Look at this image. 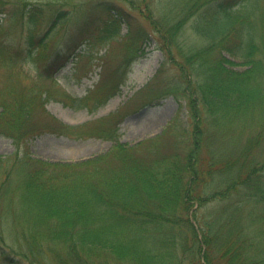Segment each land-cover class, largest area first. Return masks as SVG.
I'll return each mask as SVG.
<instances>
[{"label":"trees","instance_id":"1","mask_svg":"<svg viewBox=\"0 0 264 264\" xmlns=\"http://www.w3.org/2000/svg\"><path fill=\"white\" fill-rule=\"evenodd\" d=\"M127 2L152 23L171 68L153 99L173 94L185 101L188 125L174 128L176 117L166 126L163 133L174 138L168 146L159 136L119 142L120 114L77 125L53 116L45 102L58 66L49 61L37 68L34 86L24 59L68 53L77 57V74L84 55L77 47L85 42L83 52L95 53L87 39L93 20L82 23L65 49L54 43L70 26L61 5L39 8L38 1L25 12V0H0V14L11 10L12 29L26 21L29 34L28 53L0 46V134L17 147L0 155V264H264V0H178L177 14L161 11L160 19L143 8L145 0ZM105 9L112 12L99 36L108 44L126 12L114 4ZM189 21L200 41L194 46L179 40ZM44 22L53 29L39 36ZM135 29L136 43L143 37ZM127 47L105 63L103 82L70 98L72 107L114 94L139 56ZM40 132L114 143L86 159L49 162L21 148Z\"/></svg>","mask_w":264,"mask_h":264},{"label":"rangeland","instance_id":"2","mask_svg":"<svg viewBox=\"0 0 264 264\" xmlns=\"http://www.w3.org/2000/svg\"><path fill=\"white\" fill-rule=\"evenodd\" d=\"M38 1L39 8L57 4L67 10L69 29L60 34V37L54 41L55 44H60L65 49L68 47L66 45L68 40L74 36L82 23L87 22L89 18L93 19L92 26L88 29L89 36L87 39L92 41V48H94L95 53L88 56L89 53L83 52L85 42L77 47L75 50L76 54H84L82 59L78 58L77 74H75L73 69V62L77 57L73 55L67 56L68 53H63L57 58L56 54L52 52L50 55H53L50 58L39 62H34L29 57H25L24 67L29 71L26 74L29 77L27 81L34 86H38L36 82H39V80H37L36 76L39 74V70H45L44 67L49 61L58 66L56 71L52 72L54 83L47 82V85L51 84L52 88L50 89V97L45 102V108L58 120L68 125H77L103 116L120 114L123 119L118 125V131H116L119 135L118 141L128 145H133L138 141L155 136L162 137L160 140L166 146L170 144V141H174L173 137L165 134L168 131L163 133V130L176 117L175 126L173 124L174 128H178L180 121L183 122L184 126L188 125V123L186 124L187 109L185 101L182 100L183 98H176L173 94L160 99H153L155 96L153 92L157 90L158 82L159 87L162 88V83L167 81L171 74V68L169 67L170 65L164 64V53L157 46L158 42L153 33L152 23L144 15L142 16L143 11L139 9L142 13L140 14L138 8L130 7L127 0H25L30 5L22 8L26 12V9L31 7V4H38ZM145 1V7L143 4L142 6L152 14L154 19L161 18V11L168 13L169 18H173L177 14L179 5H176V2L178 0ZM111 4L125 9L126 17L120 19L117 35L111 37L108 44H104L99 35L101 34V26L104 20L112 12L105 8ZM12 8L16 9V14L21 12L20 7ZM10 12L11 10L8 9L4 14H0V25L3 26L0 32L2 30L4 32L0 36V46L6 47L11 51L28 53L26 40L29 34L25 30L26 21L18 22L12 29V14ZM44 23L41 24L40 30L44 29ZM191 26V21L187 22L183 27L181 38H179L180 42L187 46H194L200 42L191 35L193 34ZM135 28L142 30L143 37L136 43L134 40ZM50 29L53 28L49 26V22L45 23V29L41 31L39 36L42 32ZM127 36H130V38H127ZM20 37L21 41H19ZM36 41L34 40L32 44L38 49ZM125 44H128L127 48L129 50L135 47L141 55L132 62L127 70L126 81L103 104L100 102L96 103L99 99L94 96L88 102L90 104L88 107H72L70 98L84 96L95 89L99 83L103 82V66L105 63H112L117 58V53L122 51L120 48H123ZM109 46L110 48H108ZM108 52H112L113 57L110 58V53ZM162 66L164 67V74L157 81L152 82L154 75ZM2 74H4V70L1 69L0 79H3ZM107 81V79L104 80V82ZM151 99H153L152 103H146ZM170 133L172 132L170 131ZM113 143L109 139L95 137L78 139L49 132H40V134L23 141L21 148L33 158L49 162H68L103 153L111 148ZM16 150L17 147L13 143L12 138L0 134V155L7 156Z\"/></svg>","mask_w":264,"mask_h":264}]
</instances>
